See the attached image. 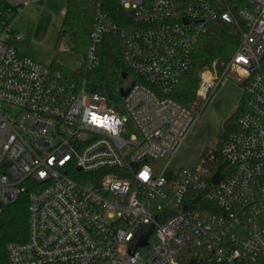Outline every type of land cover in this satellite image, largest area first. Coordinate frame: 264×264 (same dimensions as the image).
<instances>
[{
	"label": "built area",
	"instance_id": "1",
	"mask_svg": "<svg viewBox=\"0 0 264 264\" xmlns=\"http://www.w3.org/2000/svg\"><path fill=\"white\" fill-rule=\"evenodd\" d=\"M39 1L0 2V215L26 195L29 216L27 242L7 246V264H182L184 252L204 264H264V0H117L133 13L127 28L98 12L84 72L99 64L105 35L125 37L132 140L104 92L87 95L85 79L19 54L13 22ZM217 21L238 31L239 46L223 70H203L197 98L207 103L235 74L237 129L174 172L196 117L171 94ZM150 225L148 245L131 255Z\"/></svg>",
	"mask_w": 264,
	"mask_h": 264
},
{
	"label": "trees",
	"instance_id": "2",
	"mask_svg": "<svg viewBox=\"0 0 264 264\" xmlns=\"http://www.w3.org/2000/svg\"><path fill=\"white\" fill-rule=\"evenodd\" d=\"M65 2L66 10L60 36L68 39L74 52H81L84 56L90 46L91 33L97 22L99 11L106 14L121 28H127L133 24V13L125 10L117 0H65ZM239 41L240 34L234 27L221 21L212 23L209 31L194 49L191 68L181 77L171 97L181 105L190 108L197 101L201 72L214 63L223 70L235 54ZM125 46L126 39L121 34L105 35L98 47L99 64L88 73L84 72L83 66L76 75L70 74V76L80 80L92 79L98 84L100 90L108 95V101L118 103L121 101L119 91L127 83L123 79V75L128 73L123 64ZM51 67L66 74L72 73L67 72L56 60H53ZM239 116L240 113H237L229 120L223 139L237 129ZM217 168L223 170L224 166L219 165ZM28 225V199L26 195H23L17 202L5 208L0 215V264H7L9 244L27 242ZM193 262L198 260L190 252H184L182 264Z\"/></svg>",
	"mask_w": 264,
	"mask_h": 264
},
{
	"label": "rangeland",
	"instance_id": "3",
	"mask_svg": "<svg viewBox=\"0 0 264 264\" xmlns=\"http://www.w3.org/2000/svg\"><path fill=\"white\" fill-rule=\"evenodd\" d=\"M65 10V0H42L24 9L12 26L14 32L22 37L15 44L20 55L44 66H51L56 60L67 72H72L67 73L70 76L76 75L85 65L88 50L85 56L81 52H74L68 39L60 36ZM85 80L87 95H92L94 91L101 92L92 79ZM242 93V85L237 82L236 75L230 73L207 103L197 98L190 106L195 111L196 122L170 163L172 171L193 168L205 154L219 151L229 120L237 113L241 114ZM107 102L120 110V117L124 121L121 137L125 140L136 138V128L122 106V98L118 103L108 99ZM167 162L168 158L161 161V166ZM156 244L157 239L154 238L152 245Z\"/></svg>",
	"mask_w": 264,
	"mask_h": 264
},
{
	"label": "water",
	"instance_id": "4",
	"mask_svg": "<svg viewBox=\"0 0 264 264\" xmlns=\"http://www.w3.org/2000/svg\"><path fill=\"white\" fill-rule=\"evenodd\" d=\"M127 78H128V74L125 73L123 75V79L126 80ZM133 85H134V83H132L127 88L120 89V91H119L120 97L121 98L126 97L128 95V93L130 92L131 88L133 87ZM104 97H108V95L106 93H104ZM166 177L168 179H171L172 178V172L171 171L167 172ZM220 179H221V175L219 173H217L213 178V183L216 184ZM190 208H193V207H191L189 205H185L184 210H189ZM153 230H154V226H152V225L145 226L142 228V230L135 236V238L130 243L129 253L131 255H133L138 248H143V247H146L148 245V240L152 236ZM192 264H204V263L201 261H198V262H193Z\"/></svg>",
	"mask_w": 264,
	"mask_h": 264
},
{
	"label": "clouds",
	"instance_id": "5",
	"mask_svg": "<svg viewBox=\"0 0 264 264\" xmlns=\"http://www.w3.org/2000/svg\"><path fill=\"white\" fill-rule=\"evenodd\" d=\"M225 18H227V17H225ZM140 179H142L144 181H147L149 179L147 168L140 174Z\"/></svg>",
	"mask_w": 264,
	"mask_h": 264
},
{
	"label": "snow or ice",
	"instance_id": "6",
	"mask_svg": "<svg viewBox=\"0 0 264 264\" xmlns=\"http://www.w3.org/2000/svg\"><path fill=\"white\" fill-rule=\"evenodd\" d=\"M146 175V174H145Z\"/></svg>",
	"mask_w": 264,
	"mask_h": 264
}]
</instances>
